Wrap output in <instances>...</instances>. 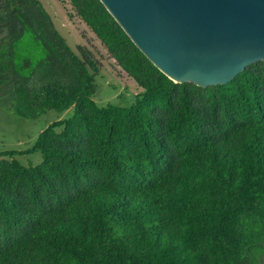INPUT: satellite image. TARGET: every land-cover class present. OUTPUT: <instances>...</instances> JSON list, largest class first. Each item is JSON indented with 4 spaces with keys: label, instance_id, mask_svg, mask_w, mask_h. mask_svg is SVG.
<instances>
[{
    "label": "trees",
    "instance_id": "trees-1",
    "mask_svg": "<svg viewBox=\"0 0 264 264\" xmlns=\"http://www.w3.org/2000/svg\"><path fill=\"white\" fill-rule=\"evenodd\" d=\"M65 1L141 92L98 106L92 54L68 47L40 1L0 0L14 113L73 111L0 152V264H264V62L224 85L175 83L99 0ZM26 31L46 55L16 69ZM33 153L39 165L16 160Z\"/></svg>",
    "mask_w": 264,
    "mask_h": 264
},
{
    "label": "water",
    "instance_id": "water-1",
    "mask_svg": "<svg viewBox=\"0 0 264 264\" xmlns=\"http://www.w3.org/2000/svg\"><path fill=\"white\" fill-rule=\"evenodd\" d=\"M175 83L224 85L264 62V0H99Z\"/></svg>",
    "mask_w": 264,
    "mask_h": 264
},
{
    "label": "rangeland",
    "instance_id": "rangeland-1",
    "mask_svg": "<svg viewBox=\"0 0 264 264\" xmlns=\"http://www.w3.org/2000/svg\"><path fill=\"white\" fill-rule=\"evenodd\" d=\"M52 17L58 33L65 39L68 47L80 57L78 47L87 50L93 56V62L98 65L95 75L96 92L94 101L100 107L107 104L129 107L141 89L115 65L97 39L76 18H69L71 12L65 0H38ZM46 55L39 41L33 39L31 32L26 31L15 43L14 64L20 69L24 61L34 65ZM29 69L24 68L27 72ZM93 73L94 71H90ZM72 109L64 112L47 111L36 119H24L14 113L13 92L9 88H0V152L22 151L30 148L39 133L49 124L64 120L72 115ZM23 166H36L42 161L39 153L16 157Z\"/></svg>",
    "mask_w": 264,
    "mask_h": 264
},
{
    "label": "flooded vegetation",
    "instance_id": "flooded-vegetation-1",
    "mask_svg": "<svg viewBox=\"0 0 264 264\" xmlns=\"http://www.w3.org/2000/svg\"><path fill=\"white\" fill-rule=\"evenodd\" d=\"M264 262V261H263Z\"/></svg>",
    "mask_w": 264,
    "mask_h": 264
}]
</instances>
